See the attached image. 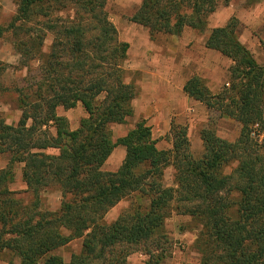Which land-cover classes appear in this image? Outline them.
Returning <instances> with one entry per match:
<instances>
[{"label": "trees", "instance_id": "16d2710c", "mask_svg": "<svg viewBox=\"0 0 264 264\" xmlns=\"http://www.w3.org/2000/svg\"><path fill=\"white\" fill-rule=\"evenodd\" d=\"M231 1L142 0L129 18L153 42L194 30L205 36L206 49L232 62L216 94L198 75L185 83L189 98L241 126L229 142L210 122L200 133L203 153L195 156L186 129L174 136L171 150H158L145 119L113 141L110 126L135 116L138 87L128 82L130 46L110 21L107 0H17L16 16L0 26V39L12 35L18 69L26 73L22 86H5L1 77L9 66L0 64V94L16 97L21 111L17 125L0 117V155L8 156L0 170V255L20 264H128L140 252L144 264H163L162 229L175 203L201 228L198 264H264V142L258 139L264 136V65L240 41L237 19L206 35L209 18ZM46 31L53 37L47 50ZM79 104L89 117L72 131L59 109ZM119 146L126 150L122 166L105 172ZM20 165L23 193L11 189ZM169 168L176 189L164 186ZM53 188L61 206L44 210L43 193ZM135 197L150 198L148 208L136 201L104 223ZM75 240H82L81 253L65 263L56 253Z\"/></svg>", "mask_w": 264, "mask_h": 264}, {"label": "rangeland", "instance_id": "374dc122", "mask_svg": "<svg viewBox=\"0 0 264 264\" xmlns=\"http://www.w3.org/2000/svg\"><path fill=\"white\" fill-rule=\"evenodd\" d=\"M141 1L142 0H107L106 10L110 16V21L117 27L118 30L124 32L127 31V27L130 26L129 18L133 16V14L138 10ZM233 3L235 5L237 4V6H239L240 9L243 10L250 9L256 3V0H233L230 4ZM219 9H225V7H221ZM16 13L17 0H0V26H6L7 24H9L12 18L16 16ZM247 15L249 14H246L244 10L240 12L242 20L246 24H249L250 22H252V19ZM62 17L64 18L65 15L62 14ZM212 17L213 15L209 18V26L211 24ZM237 20L239 22V37L242 40L243 32H241V28L243 26L242 22L239 19ZM46 33L48 37L45 43V50L50 47L53 39L50 32L46 31ZM252 36L257 37L258 42L255 43L254 41L249 50L251 51L257 62L260 65H264V51L261 47V43L264 42V27L260 26L257 31H252ZM119 37L121 41L126 42L125 37L120 36V34ZM173 41L179 43L178 46L175 47V49L183 53L185 50L186 55L188 56L189 63H193V66L197 65L195 68L197 71L200 70V68L198 67V63L199 61H201V59L211 60V57H207L203 50V45L205 44L204 35L198 34L194 30L187 29L182 36L175 37L174 40L173 37L166 39L165 36H160L158 37V42H154L157 43L159 48L164 49L166 47L169 48V46L172 45ZM13 42L14 40L11 34H6L3 38L0 39V64L9 66L7 71L5 72V76L1 77V81H3V85L8 87L12 86V84L16 86H22L23 83L21 80L26 77V73L19 71L18 69L19 56L14 49ZM183 42H187L188 46L185 47ZM218 55L219 57L217 58V55L215 54L211 60L214 64H219L220 68L218 74L212 73L210 67H204L202 68V70H200V72H202L201 74L203 75V80L206 82L207 86L213 94L218 93L221 88L226 85L230 77L229 70L232 66V62L230 60L224 58L220 54ZM195 62L196 65H194ZM195 69L192 70V68H189V72L195 71ZM196 73L197 72H195V74ZM130 77L133 78L134 84L138 87L139 76L136 74L135 76H133L130 73ZM139 94L140 89L138 87V96ZM15 99L16 97L14 96H5L3 94H0V117L4 118L9 125H17L21 118V111L19 110ZM203 107L205 111H198V118L196 119L195 123L190 122L189 118H185L178 122H173V130L171 131L169 136L165 137L168 142L173 144L174 136L177 135L180 130L186 129L188 138L190 140L191 151L195 156H200L203 153V144L200 138V133L208 126L210 122L216 123L215 126H217L218 128L219 136L229 142H235L241 132V126L235 121L225 118L220 119L217 112H209L204 105ZM78 112L79 111L77 109H74V111H64L63 109H59V115L66 118L69 117L72 123L78 121L80 117ZM112 136L113 141H117L118 136L122 138L123 133L112 132ZM258 139L259 141L264 142V136H258ZM55 153L56 152L54 151H50L48 154L53 155ZM7 164L8 156L0 155V170L6 168ZM22 170L23 165H20L16 171L15 183L11 186V189L15 192L23 193L27 189L26 184L23 182ZM230 172L231 170H228V173ZM174 173L175 171L172 168H169L165 171V177L163 181L165 187H173L176 189L174 185ZM54 189L55 188L43 193L44 210L57 211L61 206L62 196L59 192H55ZM149 199L150 198H144L143 201H140L135 197L132 198V200H125L121 202L122 206H119L120 210H118V212H113L111 210L106 215L104 223L112 224L113 222H115L122 214V212L131 208L133 203H135L136 201L139 202L138 204H141L143 209H147L150 204ZM176 206L177 204H172L171 208H173V212L162 229V233L166 238L162 241L164 255H166V259L165 261H163V264H198L200 256L194 249V245L197 237L199 236L201 228L191 217L182 215V212L180 210L177 211ZM81 250L82 240H75L69 246L58 250L56 254H58L63 259H69L71 261L72 256L80 254ZM146 261L147 258L142 255V253L136 252L129 257L128 264H144ZM11 262L13 264H20V260L18 258H15L13 255H0V264H9Z\"/></svg>", "mask_w": 264, "mask_h": 264}, {"label": "crops", "instance_id": "0c3cea01", "mask_svg": "<svg viewBox=\"0 0 264 264\" xmlns=\"http://www.w3.org/2000/svg\"><path fill=\"white\" fill-rule=\"evenodd\" d=\"M243 10L252 19L249 24H246L240 16V12ZM243 10L234 3L225 9L217 10L211 19L207 35L213 29L222 27L231 19L237 18L242 22L243 26L241 28V32H243L242 40L239 37V30L238 37L247 49L251 48L254 41L255 43L258 42L257 37L252 36V31H257L260 26L264 27V0H257L250 9ZM129 23L130 26L127 27L126 32L120 30L118 32L120 36L125 37L126 42L130 46L128 70L133 76L135 74L139 76L138 87L140 94L133 104L135 116L129 119L127 125H111L110 129L113 133L119 132L126 136L140 119H145L147 125L152 128L153 139L157 141V149L167 151L172 149L173 144L168 142L165 137L169 136L173 130V122L189 118L190 122L195 123L198 118V111H205L201 103L194 101L185 94V83L195 75L203 78L200 70L204 67H210L212 73L218 74L219 64H214L211 60L215 54L218 58L219 53L208 50L203 45L205 54L207 57H211V60L201 59L198 63L200 70L197 71L195 69L197 66L196 62L194 64L196 66H193V63H189L185 50L183 53L175 49L179 43L173 41L172 47L161 49L155 42L151 41L146 29L131 22ZM174 39L175 37H173ZM183 43L185 47L188 46L187 42ZM189 68L195 69V71L189 72ZM195 72L197 73L195 74ZM131 81H133L132 77H130L128 82ZM75 109L79 111L80 117L78 121L72 123L71 119L67 117L72 131H76L79 128L82 119L89 117L81 104ZM71 111H74V109ZM118 139H120L119 136ZM49 152L47 151V153ZM125 156V148L122 146L117 147L103 166V170L111 173L117 172L122 166ZM121 204L112 209V211L118 212L120 210L119 206H122ZM64 262L69 263L70 260L64 259Z\"/></svg>", "mask_w": 264, "mask_h": 264}]
</instances>
